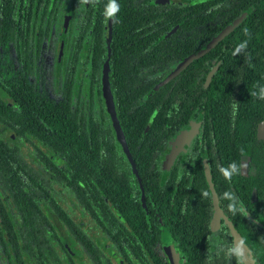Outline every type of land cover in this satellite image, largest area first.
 <instances>
[{
    "label": "trees",
    "instance_id": "16d2710c",
    "mask_svg": "<svg viewBox=\"0 0 264 264\" xmlns=\"http://www.w3.org/2000/svg\"><path fill=\"white\" fill-rule=\"evenodd\" d=\"M116 2L120 11L111 19L107 53L108 0L86 6L81 0H0V29L9 44L19 41L20 59L9 72L0 63V245L9 262L73 264L63 244L76 243L89 264H113L53 197L56 183L130 263L169 264L160 219L178 264H245L229 255L235 235L253 264H264V152L255 133L264 117V100L258 98L264 90V0ZM66 16L67 30L57 35L60 54L21 49L29 21L39 23L32 33L40 37L45 21L49 32L53 17L59 27ZM244 41L247 47L234 56ZM29 52L36 54V68ZM46 52L52 58L57 53V83L42 67ZM103 61L144 203L104 110ZM191 123L193 135L166 169L169 142ZM24 142L32 146L36 166L22 156ZM232 162L245 172L228 181L218 169ZM204 165L221 213L215 229ZM225 192L235 195L246 215L229 211L233 201ZM52 240L63 250V261Z\"/></svg>",
    "mask_w": 264,
    "mask_h": 264
},
{
    "label": "flooded vegetation",
    "instance_id": "af4514ba",
    "mask_svg": "<svg viewBox=\"0 0 264 264\" xmlns=\"http://www.w3.org/2000/svg\"><path fill=\"white\" fill-rule=\"evenodd\" d=\"M85 6H86V4H85ZM67 18H68L67 16L64 17L62 19V22H61L60 26L58 27L57 23H56V19L53 17L52 19L54 20V22H53V24L52 23L50 24L49 32H48V29H47L48 28L47 21H45L43 23L45 29H44V31H43V33H42V35L40 37L39 36L38 37H34V34L36 33L35 31L32 33V27L36 26V28H37L39 23L38 22H34L33 23V22L29 21L28 24H26L24 19H22V22H21V27H22L21 32H22V34H23V28L25 27V24H26V26L31 28V30H30V34L28 35L27 39L25 37L21 38V35H20V38H21L20 42L23 43V46L21 47V49H55L56 52L58 51V49H62V42L58 41L57 35H58V33L61 32L62 25H63L64 21H66V27H65V30L63 31V34L62 35L60 34V35L63 36L65 34V32L67 30V24H68V19ZM0 27H1V24H0ZM0 32H4L5 33L4 34L5 36L0 38V63L7 70V72H9L12 69H14L15 67H17V65H19V60L20 59L18 58V55L15 54V50L19 49V46H18L19 41L17 39H14L12 44H9L8 39L6 37L7 31H4L1 28ZM57 53H56L55 57H53V58H52V56L49 53H47V52L45 53L44 61L42 63V67L45 70V72H46L45 66H47L50 63H52L53 59H54V63H56V59H58ZM28 62L30 64H33L34 68L37 67V66H35V63H36V54L35 53L29 52ZM49 73L52 74L51 71ZM179 141L183 142V145H182L183 148L182 149H184L187 146V143H188V142H186L187 138L179 139L177 141H171L168 144L169 150H167V152L165 153L164 157L168 156V153H169V151L171 149V145L174 146ZM53 225L56 226V227L59 226V224L57 222H53ZM58 229H59L60 234L61 233L63 235L65 234L63 232V230H62L63 229L62 227L58 228ZM67 242L69 243L68 240H67ZM52 245H53V249L55 250V252L62 259L63 250L60 248V246L57 243V241L52 240ZM63 246H64L65 250L72 255L73 260H74V256L75 255H74V252H73L74 250L72 249V246L70 245L69 248H68V246L66 244H63ZM161 248H162V245H161ZM7 251H8L7 249L4 250V247L2 245H0V264H11L9 262V257H8L9 254L7 253ZM115 251L116 250H114V248L111 246L110 242L106 246L104 245V250H102L104 258L108 257V260H110V262H112L113 264H134V263H130V262L126 261L124 258L119 257V255L117 253H115ZM162 251H163V249H162ZM163 254H164V252H163ZM76 256L80 257L79 255H76ZM20 258L25 260L26 259L25 253H21ZM112 258L115 259V261H113ZM76 260L78 262H81L80 259H76ZM62 261H63V259H62ZM22 264H31V263H28L27 261H24V262H22ZM136 264H138V263L136 262Z\"/></svg>",
    "mask_w": 264,
    "mask_h": 264
},
{
    "label": "water",
    "instance_id": "95a60500",
    "mask_svg": "<svg viewBox=\"0 0 264 264\" xmlns=\"http://www.w3.org/2000/svg\"><path fill=\"white\" fill-rule=\"evenodd\" d=\"M155 1L157 3H164V2H171L172 0H155ZM69 13L67 14L68 17L70 15ZM110 25H111V19L107 18V23H106L107 29H106V35H105L106 42H107V48H106L107 53L109 52L108 43L110 40ZM65 27H66V21L63 22L62 29L60 32L61 35L63 34ZM191 58H192V56H188V57L184 58L179 63L176 70L181 69ZM100 94H101V97L103 100L104 110L109 117L110 125L113 129V132H114L115 140L120 145L121 151L124 154L125 158L127 159L128 163L130 165L131 173L137 179V183H138V186L140 189V201H141V203H144V194H143V189H142V186L140 183V178H139V175H138L137 170L135 168L134 161H133L131 154L128 150L127 143L125 142L123 133L120 129L118 120H117L116 115H115L112 97H111V93H110V89H109V82H108V78H107V61H103L102 65H101V69H100ZM255 133H256V137L258 139L262 140L263 152H264V117L257 122ZM182 145H183L182 141L181 142L179 141L174 146L171 145V149L168 153V156L164 157V162H165L164 164H165L166 169H168L170 167L173 158L178 154V152L180 150H182V148H183ZM203 167H204V177H205L206 185H207L208 190L210 192L211 201H212V208H213V217H212L211 224L212 223L215 224V227H216V224L219 220V216L221 215V213H220V210L218 207V201H217L216 193H215L214 188H213L211 176H210L207 168L205 167V165ZM158 220L160 221L159 223H160V228H161V245H162L163 252H164L165 256L167 257L168 263L169 264H178L175 250L171 244L170 235H169L166 227L161 222V220L160 219H158ZM215 227H213V228L215 229ZM232 232H234L233 229H232ZM235 237H237V236L235 235ZM236 239H238V237Z\"/></svg>",
    "mask_w": 264,
    "mask_h": 264
},
{
    "label": "rangeland",
    "instance_id": "374dc122",
    "mask_svg": "<svg viewBox=\"0 0 264 264\" xmlns=\"http://www.w3.org/2000/svg\"><path fill=\"white\" fill-rule=\"evenodd\" d=\"M57 52L60 54L61 49H58ZM45 69L47 73H49L50 71L52 72V80L54 83H57L58 74L60 73L57 62L54 63V59H53L52 63L45 66ZM77 76L78 77L81 76V67L78 69ZM85 89H86V81H84L82 84V87H81L82 92ZM193 127H194L193 123H191V125L189 124L188 127H186L185 129H182L171 141H177L179 139L187 138L186 142H188L191 136L193 135V129H194ZM5 135H7V133ZM20 150H21V154L24 157V159L28 161L29 163H31L32 165L36 166L35 159L32 155L33 154L32 146L29 143L24 142L20 144ZM167 150H169V146H167ZM181 151L182 150H180L178 153H180ZM241 171L242 173L245 172L244 167L241 168ZM42 174L44 175V173ZM51 193L53 197L56 199V201L58 202V204L70 215V217L75 222L79 223L80 226L84 229V231L94 241H96L99 245H101V249L104 250V245L106 246L107 244H109V241L104 240L103 233L99 230V228L95 225V223L90 219L87 213L82 208H80V206L76 203V201L71 196V194L65 188H63L62 186L56 183L52 184ZM211 227L212 228L215 227V224L212 223ZM237 241L238 239H236V237L234 236V245L236 244ZM71 246L74 251H77L76 255L80 256V257L76 255L74 256L73 264H89V260L87 259V257L83 254L78 253L79 245L76 243H72ZM76 259H80L81 262H78ZM241 259L244 260L245 264H253L252 259L250 258L248 253H246L244 246L242 250ZM112 260L115 261V259L113 258Z\"/></svg>",
    "mask_w": 264,
    "mask_h": 264
},
{
    "label": "clouds",
    "instance_id": "9594fccd",
    "mask_svg": "<svg viewBox=\"0 0 264 264\" xmlns=\"http://www.w3.org/2000/svg\"><path fill=\"white\" fill-rule=\"evenodd\" d=\"M82 3L87 4L90 2V0H81ZM92 2H95V0H92ZM120 11V5L116 2V0H108V3L106 5L105 8V17L109 18V19H113L115 18L116 14ZM245 35H248V30L245 29L244 30ZM247 41L241 42L240 44H238L234 50H233V55L237 56L241 53V51L243 49H245L247 47ZM253 95H256V93H253ZM259 99L264 100V90H262L259 93L258 96ZM244 167V165H240L238 167V165L236 164V162H232L228 165L227 168L225 167H219V172L223 175L225 180L231 181L232 177L234 174H239L241 171V168ZM204 196H207L208 193L204 192L203 193ZM224 197L226 199H229L231 201H233V203H230L228 205V209L229 211H231L233 214H235L236 212H241V214L246 215V212L244 211L243 205H240L239 207H237V204L235 202L236 198L235 195L231 192H225L224 193ZM243 245H244V241L243 240H238L235 244V246H232L228 249L229 255H234L235 257H237L238 261L240 260L241 256H242V250H243Z\"/></svg>",
    "mask_w": 264,
    "mask_h": 264
}]
</instances>
